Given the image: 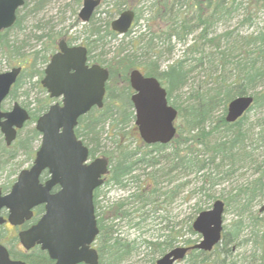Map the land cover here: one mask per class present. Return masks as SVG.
<instances>
[{
    "label": "trees",
    "instance_id": "trees-1",
    "mask_svg": "<svg viewBox=\"0 0 264 264\" xmlns=\"http://www.w3.org/2000/svg\"><path fill=\"white\" fill-rule=\"evenodd\" d=\"M250 1L248 0L249 3ZM47 2L48 0H24L23 5L17 9L14 24L0 31V71L21 66L7 97L14 99L24 77L30 82L36 76L34 84L41 92L32 99V106H29L31 101L25 103L30 118L18 130L15 141L11 145L0 142V169L13 165L12 161L19 152L24 154L25 159L19 160L18 166L33 159L36 149L33 143L39 141L40 133L31 124L52 101L41 86L40 79L43 66L54 52L59 39L64 37V33L55 29L54 25L41 24V19L36 18ZM80 2L81 0H73L68 4L73 15H76ZM128 4L127 0H114L111 10L113 14L119 13L129 7ZM241 4L242 0H153V12L147 29L130 39V45L125 46V52H122L121 47L108 58L101 54L94 57L92 50L102 45L106 36H117L111 29L110 22L107 20L103 27L92 14L89 21L82 25L83 43L87 46L88 58L93 57V62L104 65L108 69L109 77L103 107H93L80 116L75 133L89 147L92 157L101 148L100 138L103 132L106 138L113 141L111 151H102L100 154L109 161L105 184H115L125 190L129 182L137 176L133 173L137 166L156 164L159 157H164L177 161L188 170H207L203 174L204 179L213 185L235 172L240 160L251 157L254 147L264 145V25L255 32L244 35H238L234 30L215 34L212 31L219 20H228ZM138 18L139 13H135V21ZM26 20L34 21L35 32L26 31L23 25ZM30 40H36L39 46L32 45ZM175 44L184 46L181 55L162 66L166 54H171ZM198 67H204L208 71L210 82L197 84L179 101L177 98L171 100L173 92L180 90L186 84L190 73ZM134 68H138L145 75L155 76L166 89L169 102L177 109V133L170 141L172 151L169 153H162L165 147L160 144L141 150L137 146L131 147L127 142L129 138L133 139L131 133L135 128L130 101L132 89L129 84V73ZM114 77L121 84L120 90L109 88ZM245 94L253 96L249 109L237 120L227 122V103L233 97ZM253 109L259 110V113L253 123L246 125L248 113ZM105 125L108 126L107 130ZM252 135L258 140L255 145ZM191 139H196L203 145V152L199 154L190 149L188 153L181 155L180 146ZM253 163L256 178L251 184L225 198V210L233 203L236 217L224 225L220 242L211 251L194 248L188 250L183 259L185 264H205L210 254H215L211 264H237V260H240H235L234 253L247 244L251 248L248 254L242 256L241 264H264V213L250 207L252 200L262 194L264 159ZM16 169L11 171L14 177L3 190L15 179ZM46 175V171L43 172L42 178ZM141 190L142 188L128 191L127 196L105 205H101L99 199H96L101 191L98 192L97 189L94 194L99 229L95 246L99 253V264H121L137 251L135 238L129 239L121 235L117 225L121 219L128 218L131 221L132 202L139 203L133 210L134 213L137 212L133 216H137L138 220L145 219L140 208L149 202L150 196ZM135 224L139 225L140 221ZM166 228L167 226L163 227V233L158 237L160 240L144 239L142 242L161 253L172 248L179 241L180 233L171 229L172 227L166 232ZM188 230L197 234L191 225ZM180 241L185 245L196 242L190 237L181 238ZM21 256L30 264L50 263L41 250L33 252L32 256ZM150 264L154 262L151 261Z\"/></svg>",
    "mask_w": 264,
    "mask_h": 264
},
{
    "label": "water",
    "instance_id": "water-1",
    "mask_svg": "<svg viewBox=\"0 0 264 264\" xmlns=\"http://www.w3.org/2000/svg\"><path fill=\"white\" fill-rule=\"evenodd\" d=\"M24 0H0V29L11 27L16 11ZM100 0H82L78 15L87 22ZM134 18L131 9L122 11L111 21V28L125 33ZM21 66L0 72V132L10 145L17 131L29 119L28 111L17 101L8 110L1 104L16 81ZM108 70L98 63H88L84 45H67L59 42L43 69L41 85L51 103L35 121L40 143L29 167L21 169L10 189H0V224L13 225L32 216V209L43 204L39 219L27 229L18 232L25 249L38 244L46 250L53 264H98L99 256L92 246L99 231L93 205V189L99 186L107 171L104 157H89V149L74 132L79 116L93 106L102 107ZM133 92L130 96L134 108V123L145 143H168L176 133L174 120L177 110L168 103L166 90L155 76L144 75L134 68L129 73ZM251 95H240L230 100L225 120L232 122L240 117L252 103ZM48 177L40 180L43 171ZM58 189L51 192L54 186ZM6 210L4 217L1 210ZM264 211V202L259 207ZM224 202L215 199L209 209L201 210L192 222L200 234L198 242L190 246H176L162 254L155 264H175L191 248L210 251L221 239ZM0 264H26L9 257L6 247L0 244ZM210 264V263H206Z\"/></svg>",
    "mask_w": 264,
    "mask_h": 264
},
{
    "label": "rangeland",
    "instance_id": "rangeland-1",
    "mask_svg": "<svg viewBox=\"0 0 264 264\" xmlns=\"http://www.w3.org/2000/svg\"><path fill=\"white\" fill-rule=\"evenodd\" d=\"M113 1L114 0H101V3L93 13V18L99 20L103 27L107 20L111 22V20L116 18L119 14L116 12L113 14V11L111 10ZM72 2L73 0H48L36 18L41 19V24H45L46 26L54 25L55 29H60L64 33V37L73 44H81L83 43L84 37L82 27L84 23L78 18L77 13L76 15H73L71 12L68 4ZM127 2L129 3V7L134 9L136 14L139 13L138 20L133 22L130 32L126 36H122L121 34H118L115 37L111 35L106 36L103 44H100L92 50V55L94 57L100 54L102 57H111V55L121 47L123 48L122 52H125V48L130 45V39L135 38L147 29L150 22L149 19L153 12V0H127ZM242 2L243 4L233 11L228 20H224L223 18L214 25L212 28V31L214 32L213 34L225 30H234L238 35H244L255 32L259 27L264 25V0H251L250 3L248 0H242ZM81 4L82 0L77 8V12ZM108 11L111 12V15ZM33 22V20L24 21L23 25L26 27V31L29 30L32 31V33L35 32L36 27ZM29 42L36 47L39 46V42H36V40H30ZM183 47L184 46L181 44H175L171 54H166L162 66L179 57ZM92 58H90V61L93 60ZM43 67H45V65ZM7 69L9 68H4V70ZM35 79L36 76L31 78L29 82L27 77L22 78L21 86L17 89L14 99L7 97L2 102V107L5 109L10 108L14 101H18L24 107L26 102L31 101L29 106H32V99L37 96L39 92L38 87L34 84ZM209 82L208 71H206L204 67H198L190 73L186 84L180 90L173 92L171 100L177 98V101H179L181 98L187 96L190 89L196 87L197 84H208ZM120 86V82L114 77L110 82L109 88L120 90ZM246 112L247 110L244 113ZM258 113L259 110L257 109L250 110L246 125L253 123ZM31 125H34V123ZM129 125L131 126V123ZM107 127L108 126L105 125L106 130L108 129ZM253 130H255V128H253ZM131 134L133 139L129 138L127 140L131 147L137 146L141 150H148L150 148V146H147L142 142L136 128H134ZM251 138L253 144L258 142L254 135H252ZM1 141H4V138L0 133V142ZM100 141L101 148L94 156H99L102 151H111L114 145L111 138L105 137L104 132L101 135ZM39 142L40 139L33 143L35 148L38 147ZM250 145L252 146L251 142ZM180 149L181 155L188 153L190 149L195 153L201 154L203 152V145L198 143L196 139H191L190 141H187L186 144H182ZM170 151H172V147L169 145L162 153H169ZM21 159L24 161L25 156L22 152H19L12 161L13 165L0 169L1 188L8 185L13 179L14 175L11 173L13 169L18 167L16 169L18 172L21 168L30 165L31 161H25L18 166L19 160ZM262 159H264V145L260 144L258 147L253 148L250 158L239 161V166L235 172L226 178H222L216 182V184L210 185V183L205 180L206 178L204 179L205 176H203L204 173H207V170L195 172L194 170H188L180 166L175 160L172 161L164 157H159L158 163L156 164H142L137 166L138 168L133 172L137 176L129 182V185H127L128 188L125 190L119 188L115 184H105L101 188V192L98 196L101 205L107 203L110 204L122 196H127L128 191L133 192L140 188H142L141 191L144 194H149L150 196L149 202L140 208V212L145 216L144 220H138L137 216H133L137 213H134L133 210L135 207L139 206V203L132 202L130 203L131 221H129L128 218L118 221L119 225L117 226L120 234L129 239L135 238L138 244L137 251L121 264H150L151 261L155 263V260L164 252L161 253L152 247L146 246L142 240H160L161 238L158 237L163 233L164 226H167L166 232L171 227L174 231H179L180 238L179 241L175 243V246L184 245L180 239H184L185 237H190L191 239L198 241L200 235L198 233L193 234L188 230L189 225L192 224L198 212L210 208L212 202L216 198L222 199L225 203V198H227L230 193L236 192L238 189L249 183L251 184L257 176L256 171L254 170L255 164L253 162L261 161ZM220 168H223V166ZM8 189L9 187L5 188L4 191H7ZM261 191L262 194H258L251 202L250 207L252 210H258L259 205L264 201V185H262ZM234 213L235 210L233 203H231L229 204L228 209L223 213L224 225L228 224L232 218L236 217ZM137 221H140L139 225L135 224ZM7 230L1 229L2 241L14 248L17 240L12 237V230ZM250 248V244H247L241 246L235 252L236 254L234 253L235 260H240H237V264H241L243 259L242 256L248 254ZM214 258L215 254H210L209 259L206 262L211 263V260ZM176 264L185 263L183 261H178Z\"/></svg>",
    "mask_w": 264,
    "mask_h": 264
},
{
    "label": "flooded vegetation",
    "instance_id": "flooded-vegetation-1",
    "mask_svg": "<svg viewBox=\"0 0 264 264\" xmlns=\"http://www.w3.org/2000/svg\"><path fill=\"white\" fill-rule=\"evenodd\" d=\"M128 8H129V7H125V9H128ZM66 43H67L68 45H71L70 42H67V41H66ZM58 47H59V46H58ZM58 47L56 46V48H55L54 51H57V50L59 49ZM87 55H88V51H87ZM57 100H58V99H57ZM57 188H58L57 186L53 187V188L51 189V192L56 191ZM101 188H102V187L97 188V189H98V192L101 191ZM97 189H95L94 194L96 193ZM96 199H98V197H97ZM96 199H95V200H96ZM93 200H94V198H93ZM95 200H94V201H95ZM263 202H264V201H263ZM263 202L259 205V207L263 204ZM259 207H258V211H259ZM43 210H44V208H43V204H40V205H38V206H36V207H34V208L32 209V211H33V215H32L30 218L25 219L22 223H20V224H18V225H13V224L9 223L8 221H5V222H3L2 224H0V244L4 245V246L6 247V249H7V251H8V254H9V257H10L11 259H14V260H22V261H25L27 264H30V263L28 262V260L22 258L21 254H26L27 256H32V255H33V252H35V251H37V250H41V251H43V252L47 255V257L49 258V261H50L49 264H53L54 261L48 256V253H47L46 250L41 249L40 246L37 245V244H35L33 247H31V248H29V249H25V248L21 245V243L19 242V239H18V232H19L20 230L27 229L29 226H31L32 224H34V223L38 220V218L41 216ZM260 213H264V211H260ZM1 214H2L4 217H6L7 212H6L5 210H1ZM6 228L12 230V232H13V233H12V237H14V239L17 240V243H15V247H14V248H12L11 246H9L6 242L2 241V238H1V237H2L1 229H3V230H7ZM223 229H224V227H223ZM223 229H222V231H223ZM7 231H8V230H7ZM222 231H221V234H222Z\"/></svg>",
    "mask_w": 264,
    "mask_h": 264
},
{
    "label": "bare ground",
    "instance_id": "bare-ground-1",
    "mask_svg": "<svg viewBox=\"0 0 264 264\" xmlns=\"http://www.w3.org/2000/svg\"><path fill=\"white\" fill-rule=\"evenodd\" d=\"M23 3H24V2H23ZM22 5H23V4H22ZM22 5H21V6H22ZM21 6H20V7H21ZM78 12H79V10H78ZM78 12H76V13H77L78 18L80 19L79 15H78ZM16 14H17V12H16ZM91 16H92V15H91ZM90 18H91V17H90ZM90 18H89V19H90ZM88 21H89V20H88ZM8 28H9V27H8ZM3 29H6V28H3ZM3 29H0V31L3 30ZM45 65H46V64H45ZM7 70H8V69H7ZM1 71H6V70L3 69V70H1ZM1 71H0V72H1ZM248 95H251V94H248ZM251 96H252V95H251ZM235 97H237V96H235ZM235 97H233V98H235ZM252 97H253V96H252ZM233 98H232V99H233ZM232 99H231V100H232ZM229 101H230V100H229ZM227 104H228V103H227ZM226 107H227V105H226ZM132 109H133V106H132ZM133 113H134V109H133ZM166 144H167V145H166ZM168 144H169V143H164V144L160 143V145L164 146L165 148H167ZM98 199H99V197H98ZM173 247H176V246H173ZM173 247H172V248H173Z\"/></svg>",
    "mask_w": 264,
    "mask_h": 264
}]
</instances>
